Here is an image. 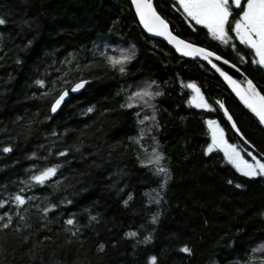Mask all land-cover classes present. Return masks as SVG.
Wrapping results in <instances>:
<instances>
[{
    "label": "trees",
    "instance_id": "trees-1",
    "mask_svg": "<svg viewBox=\"0 0 264 264\" xmlns=\"http://www.w3.org/2000/svg\"><path fill=\"white\" fill-rule=\"evenodd\" d=\"M114 48L133 57L113 65ZM211 51L264 94V67ZM209 123L264 164L251 110L129 0H0V264H264V177L208 151Z\"/></svg>",
    "mask_w": 264,
    "mask_h": 264
},
{
    "label": "flooded vegetation",
    "instance_id": "flooded-vegetation-1",
    "mask_svg": "<svg viewBox=\"0 0 264 264\" xmlns=\"http://www.w3.org/2000/svg\"><path fill=\"white\" fill-rule=\"evenodd\" d=\"M155 8L184 41L209 51L215 47L244 65L264 67V0H168V5L155 2ZM199 33L203 42L194 37Z\"/></svg>",
    "mask_w": 264,
    "mask_h": 264
},
{
    "label": "water",
    "instance_id": "water-1",
    "mask_svg": "<svg viewBox=\"0 0 264 264\" xmlns=\"http://www.w3.org/2000/svg\"><path fill=\"white\" fill-rule=\"evenodd\" d=\"M139 25L143 32L150 38L162 41L168 45L179 57L189 61H199L212 69L229 87L232 93L255 115L264 128V94L255 82L237 65L231 61L205 49L191 44L176 36L169 25L160 17L155 0H129ZM87 83H80L75 91L81 92ZM241 91L244 97L236 93ZM70 98L64 92L52 106L51 112L55 116ZM222 137H225L222 134ZM226 149L228 146L225 144Z\"/></svg>",
    "mask_w": 264,
    "mask_h": 264
},
{
    "label": "rangeland",
    "instance_id": "rangeland-1",
    "mask_svg": "<svg viewBox=\"0 0 264 264\" xmlns=\"http://www.w3.org/2000/svg\"><path fill=\"white\" fill-rule=\"evenodd\" d=\"M113 51L115 52L114 57H112L111 59L113 65L120 64L121 66H123L122 63H124L127 59H131L133 57V52L130 49L123 50L119 48H114ZM260 59H263V57H261ZM140 86L134 88V96H137L138 98L142 99L141 105L144 106V108H147V105L144 104V101L148 100L153 92L148 89L149 87L145 88L144 86ZM188 88L192 92L191 96L189 97V99L191 100V104L193 106L201 108H208V104L205 98L203 97L202 93L198 92L196 90L197 88L194 85H189ZM209 129L212 136V142L208 151H222L227 161L230 162V164H232L233 166H235V168L243 174H246L248 176L264 177V164L261 160H259L253 155L250 156V159H247L240 152V150H238L235 146L230 145L228 141L224 137H222V130L217 124L209 123ZM225 144L228 146V149H226ZM154 152L155 150H153V153H151L148 157L150 160L154 159ZM51 174L52 172L48 173L46 176H49Z\"/></svg>",
    "mask_w": 264,
    "mask_h": 264
},
{
    "label": "bare ground",
    "instance_id": "bare-ground-1",
    "mask_svg": "<svg viewBox=\"0 0 264 264\" xmlns=\"http://www.w3.org/2000/svg\"><path fill=\"white\" fill-rule=\"evenodd\" d=\"M80 83H85V82H79L78 84H80ZM86 83H87V82H86ZM78 84H77V85H78ZM77 85H76V86H77ZM76 86L74 87V92H76V91H75ZM235 90H236V93H238L241 97H244L243 94L241 93V91H239V90L236 89V88H235ZM64 92H68V91H64ZM64 92H63V93H64ZM63 93H62V94H63ZM76 93H77V92H76ZM62 94H61V95H62ZM68 94H69V92H68ZM61 95H60V97H61ZM69 96H70V94H69ZM60 97H59V98H60ZM59 98H58V99H59ZM58 99H57V100H58ZM57 100H56V101H57ZM56 101H55V102H56ZM55 102H54V103H55ZM223 134H224V133H223Z\"/></svg>",
    "mask_w": 264,
    "mask_h": 264
}]
</instances>
